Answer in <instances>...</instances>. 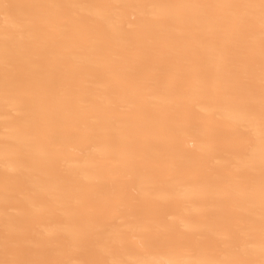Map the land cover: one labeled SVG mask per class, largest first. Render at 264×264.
I'll use <instances>...</instances> for the list:
<instances>
[{
    "label": "bare ground",
    "instance_id": "1",
    "mask_svg": "<svg viewBox=\"0 0 264 264\" xmlns=\"http://www.w3.org/2000/svg\"><path fill=\"white\" fill-rule=\"evenodd\" d=\"M0 264H264V0H0Z\"/></svg>",
    "mask_w": 264,
    "mask_h": 264
}]
</instances>
